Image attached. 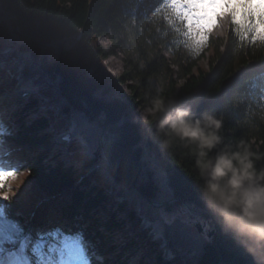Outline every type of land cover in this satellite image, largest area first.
I'll list each match as a JSON object with an SVG mask.
<instances>
[{
  "label": "trees",
  "instance_id": "16d2710c",
  "mask_svg": "<svg viewBox=\"0 0 264 264\" xmlns=\"http://www.w3.org/2000/svg\"><path fill=\"white\" fill-rule=\"evenodd\" d=\"M158 4L159 0H0V58L5 55L7 60L0 62V125L9 133L0 139L22 152L0 163L26 175L25 194L32 208L21 216L14 214L13 200L0 202L4 216L33 240L37 233L56 229L81 235L91 264H264V253L249 254L205 208L203 182L186 142L157 134L154 125L145 127L133 113L137 104H147L157 95L191 106L196 118L213 113L222 121V147L235 151L243 142L259 157L253 161L256 169H264V123L251 132L243 122L247 103L264 91V44L230 36L228 23L224 37L211 36L199 53L182 54L177 43L186 40L161 15H147ZM145 26L159 31L157 43L169 49L177 71H170L154 54L142 71L131 69L118 78L123 83L136 81L124 101L103 60L126 43L127 27L135 35ZM103 36L112 41L111 47L99 44ZM21 55L28 62L23 69H36L48 85L24 100L1 99L21 81L13 70L6 73L8 62ZM205 57L208 68L202 69L198 61ZM157 66L167 74L160 93L151 86L160 73ZM51 101L61 106L58 113L69 114L75 107L98 123L103 133L98 154L78 146L77 137L57 145L58 136L68 130L62 131L59 117L51 121L55 114L47 116L48 110H41ZM125 188L153 208H187L201 223L197 226L192 220L173 234L157 232L144 219L148 205L136 209L135 200L124 195Z\"/></svg>",
  "mask_w": 264,
  "mask_h": 264
},
{
  "label": "clouds",
  "instance_id": "9594fccd",
  "mask_svg": "<svg viewBox=\"0 0 264 264\" xmlns=\"http://www.w3.org/2000/svg\"><path fill=\"white\" fill-rule=\"evenodd\" d=\"M139 117L145 127L154 125L157 134L186 142L203 182L201 198L207 211L249 254L264 253V169L257 170L253 162L259 157L243 142L235 151L222 147V121L213 113L196 118L192 107L182 102L157 95Z\"/></svg>",
  "mask_w": 264,
  "mask_h": 264
},
{
  "label": "rangeland",
  "instance_id": "374dc122",
  "mask_svg": "<svg viewBox=\"0 0 264 264\" xmlns=\"http://www.w3.org/2000/svg\"><path fill=\"white\" fill-rule=\"evenodd\" d=\"M154 14V9H151L147 12V15L149 18H152ZM167 12L161 13L162 20L164 15H166ZM160 24H164L163 22H160ZM228 25V18H225L224 24L222 21L220 22V26L215 29L211 36L212 37H224L225 36V28ZM177 26H179L177 24ZM127 41L126 43H123V45L119 46L116 50L114 55L108 56L103 60V65L108 73L113 76L116 81V88L117 92L120 97L123 98L124 101H126L129 96L131 95V90L129 87L135 84V80H129L125 83L119 82L118 78L121 77L124 73L128 72L129 70L133 69L135 72V68L137 71H142L145 68V65L147 62H149L154 54H157L161 60L164 61V63L168 66V69L170 71H177L176 66L172 62L173 55L169 53V49L167 47H162L161 45H158L157 38L160 35L159 31L153 30L150 26L145 27H139L138 32L135 35H131L128 31L129 28L127 27ZM152 38H151V36ZM183 40V39H182ZM99 44L103 47H111L112 41L103 36L99 38ZM187 45V41L185 44H182L178 46L177 43V49L180 50V53L185 54L186 51H193V49ZM208 54L206 53L205 56ZM160 60V59H158ZM0 62L7 63L5 55H3V58H0ZM28 63L26 60L25 55H21V59H15L8 62V66L6 69V73L8 74L10 70H13V74L17 77H19L22 81V87L27 89L31 92H37L43 88H45L48 84L46 79L42 76L40 72H38L36 69H31L30 71H25L24 65ZM198 66L200 68L207 69V58L200 59L198 61ZM159 69V74L151 79V86L153 90L156 93H160L163 90V87H165V76L167 74L163 72L162 68L160 69L159 66H157ZM21 68V70H20ZM3 69V68H2ZM133 72V71H131ZM1 73V69H0ZM173 80H176V76L173 73ZM264 88V85H263ZM8 96H12V91L5 95L1 96V99H5ZM40 97L44 99L50 100L51 97L47 95H40ZM147 104L144 102H140L135 106V109L133 111L136 120L140 122L139 113L143 110L144 107H146ZM247 109L244 113L243 122L246 128L249 131H254L257 129V127L264 123V91L255 99L249 101L246 105ZM47 109L48 113L47 116H51L52 114H55L56 116H53L54 118L51 119V121L56 120V117L60 118L61 121V128L62 131L68 130L72 133L74 137L77 136V145H85L86 146V152L90 153L93 151V153H96L98 150V147L101 145L102 142V133L100 131L98 123L94 120L88 119L84 111L80 109H76L75 107H71V111L68 114L66 111L62 110L61 113H58L59 109H61V106L58 103L54 102H45L42 104L41 110ZM66 117V118H64ZM79 131L81 133L78 136ZM56 143L59 146L62 144V142L59 140V138L56 139ZM3 149L0 151V160L4 161V159H7L9 157H14L17 153V145L9 144V143H2ZM56 145V144H55ZM65 163H68L69 160L67 158L64 159ZM27 178L24 173L17 172V178L13 181H11V188L12 191L7 193L12 197V200L15 202L14 207V214L24 216L25 214L29 213L32 208H30L27 205V198L25 194V190L27 188ZM120 184L118 185V187ZM124 195L127 197H132V199L135 200V207L136 209L145 210L147 208V205L149 207V211H147V215H145L144 219L145 221H148L149 223L153 224V229L158 230L160 233L168 232L169 234H173L178 230L180 227H188L191 225L192 216L190 215V218L188 214L183 213L185 210L181 209L174 205L171 209H158L153 208L149 205L147 202V205L144 203L143 199L138 196L137 193L132 192L130 189L125 188L124 189ZM158 206V204H156ZM186 212V211H185ZM194 223V222H193ZM201 223V222H200ZM195 224V223H194ZM202 228H198L197 235L200 234V230ZM172 236V235H171ZM175 237L173 236V239ZM181 241H178V244H180Z\"/></svg>",
  "mask_w": 264,
  "mask_h": 264
},
{
  "label": "snow or ice",
  "instance_id": "6c2138e0",
  "mask_svg": "<svg viewBox=\"0 0 264 264\" xmlns=\"http://www.w3.org/2000/svg\"><path fill=\"white\" fill-rule=\"evenodd\" d=\"M164 12V21L197 53L225 18L230 36L252 45L264 44V0H159L154 14L159 17ZM8 135L0 125V138ZM17 171L0 163V202L12 200L7 193L12 191L10 182L17 178ZM0 264H91V260L81 235H65L56 229L37 233L33 240L7 221L0 205Z\"/></svg>",
  "mask_w": 264,
  "mask_h": 264
},
{
  "label": "water",
  "instance_id": "95a60500",
  "mask_svg": "<svg viewBox=\"0 0 264 264\" xmlns=\"http://www.w3.org/2000/svg\"><path fill=\"white\" fill-rule=\"evenodd\" d=\"M103 134V133H102ZM99 152H98V150L96 151V153L95 154H98ZM188 211V210H187Z\"/></svg>",
  "mask_w": 264,
  "mask_h": 264
},
{
  "label": "bare ground",
  "instance_id": "6f19581e",
  "mask_svg": "<svg viewBox=\"0 0 264 264\" xmlns=\"http://www.w3.org/2000/svg\"><path fill=\"white\" fill-rule=\"evenodd\" d=\"M222 23L224 24V20L222 21Z\"/></svg>",
  "mask_w": 264,
  "mask_h": 264
}]
</instances>
